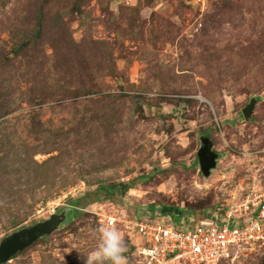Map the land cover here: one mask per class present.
I'll use <instances>...</instances> for the list:
<instances>
[{"label": "rangeland", "instance_id": "rangeland-1", "mask_svg": "<svg viewBox=\"0 0 264 264\" xmlns=\"http://www.w3.org/2000/svg\"><path fill=\"white\" fill-rule=\"evenodd\" d=\"M262 192L264 0H0V245L67 214L5 264H85L100 212L221 218Z\"/></svg>", "mask_w": 264, "mask_h": 264}, {"label": "built area", "instance_id": "built-area-1", "mask_svg": "<svg viewBox=\"0 0 264 264\" xmlns=\"http://www.w3.org/2000/svg\"><path fill=\"white\" fill-rule=\"evenodd\" d=\"M194 1L199 10H205L208 0ZM97 215L98 227L111 221L130 238L133 264H222L224 259L234 262L264 247V192L250 194L221 218L202 219L189 228L177 225L171 216L153 220L104 212ZM190 220L195 221L194 217Z\"/></svg>", "mask_w": 264, "mask_h": 264}, {"label": "water", "instance_id": "water-1", "mask_svg": "<svg viewBox=\"0 0 264 264\" xmlns=\"http://www.w3.org/2000/svg\"><path fill=\"white\" fill-rule=\"evenodd\" d=\"M257 99L244 109V115L250 118L254 112ZM203 146L199 151L201 170L206 177H210L214 169L218 166L220 154L214 150L213 141L210 137H202ZM67 218L65 211L52 214L49 220L41 222L32 228L15 232L6 238L0 245V264H5L12 260L18 253L23 252L42 236L51 234Z\"/></svg>", "mask_w": 264, "mask_h": 264}, {"label": "clouds", "instance_id": "clouds-1", "mask_svg": "<svg viewBox=\"0 0 264 264\" xmlns=\"http://www.w3.org/2000/svg\"><path fill=\"white\" fill-rule=\"evenodd\" d=\"M97 231L99 244L86 256L85 264H128L125 241L111 221L108 225L101 224Z\"/></svg>", "mask_w": 264, "mask_h": 264}, {"label": "trees", "instance_id": "trees-1", "mask_svg": "<svg viewBox=\"0 0 264 264\" xmlns=\"http://www.w3.org/2000/svg\"><path fill=\"white\" fill-rule=\"evenodd\" d=\"M74 203H78V200L73 199ZM161 207V206H160ZM160 207H155L153 208V212L152 214H149L148 217H150L153 220L165 217V216H171L172 219L174 220V222L179 225V226H185L187 228L194 226L197 222H199L202 219H206V218H212L213 215L211 216H207V217H197V216H193L195 221H191L190 218L192 217V215H189L188 213L183 212L180 208H177V213L174 215H164L161 211H160ZM174 207V206H172ZM164 208H166V206H164ZM134 216V215H133ZM135 217H140V216H135Z\"/></svg>", "mask_w": 264, "mask_h": 264}]
</instances>
